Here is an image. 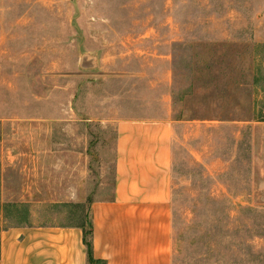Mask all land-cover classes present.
<instances>
[{
  "label": "rangeland",
  "instance_id": "rangeland-1",
  "mask_svg": "<svg viewBox=\"0 0 264 264\" xmlns=\"http://www.w3.org/2000/svg\"><path fill=\"white\" fill-rule=\"evenodd\" d=\"M122 120L173 123L174 264H264V0H0V234L89 230Z\"/></svg>",
  "mask_w": 264,
  "mask_h": 264
},
{
  "label": "crops",
  "instance_id": "crops-1",
  "mask_svg": "<svg viewBox=\"0 0 264 264\" xmlns=\"http://www.w3.org/2000/svg\"><path fill=\"white\" fill-rule=\"evenodd\" d=\"M117 129L113 196L89 211L93 257L103 264H174L173 123L122 120ZM0 264H91L84 227L3 230Z\"/></svg>",
  "mask_w": 264,
  "mask_h": 264
},
{
  "label": "trees",
  "instance_id": "trees-1",
  "mask_svg": "<svg viewBox=\"0 0 264 264\" xmlns=\"http://www.w3.org/2000/svg\"><path fill=\"white\" fill-rule=\"evenodd\" d=\"M84 232H85V244L88 250L89 262L91 264H103L102 262L95 260L93 257V242H92L93 227L92 225L90 226L89 230H87L84 227Z\"/></svg>",
  "mask_w": 264,
  "mask_h": 264
}]
</instances>
